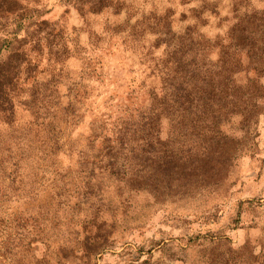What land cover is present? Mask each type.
<instances>
[{"label":"rangeland","instance_id":"rangeland-1","mask_svg":"<svg viewBox=\"0 0 264 264\" xmlns=\"http://www.w3.org/2000/svg\"><path fill=\"white\" fill-rule=\"evenodd\" d=\"M0 264H264V0H0Z\"/></svg>","mask_w":264,"mask_h":264}]
</instances>
